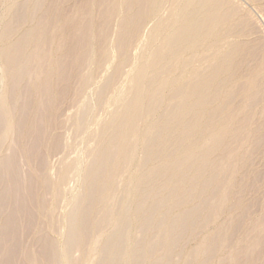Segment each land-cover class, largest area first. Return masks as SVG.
Wrapping results in <instances>:
<instances>
[{
    "label": "bare ground",
    "instance_id": "bare-ground-1",
    "mask_svg": "<svg viewBox=\"0 0 264 264\" xmlns=\"http://www.w3.org/2000/svg\"><path fill=\"white\" fill-rule=\"evenodd\" d=\"M8 1L0 15V208L7 193L37 186L49 222L34 230L39 246L25 259L60 264L49 235L80 177L65 214L66 264H171L188 233L218 215L245 144L261 135L264 38L244 6L261 0ZM35 155L34 185L27 172ZM17 199L14 208L26 211ZM205 249L189 252L196 264H206Z\"/></svg>",
    "mask_w": 264,
    "mask_h": 264
},
{
    "label": "rangeland",
    "instance_id": "rangeland-1",
    "mask_svg": "<svg viewBox=\"0 0 264 264\" xmlns=\"http://www.w3.org/2000/svg\"><path fill=\"white\" fill-rule=\"evenodd\" d=\"M8 4V0H0V15ZM244 6L250 11L264 38V0L255 4L244 3ZM149 24L151 27V23ZM149 24L146 26L147 29L145 27L143 30L146 34L142 32L144 39L148 33L146 31L149 29ZM111 31L115 35L117 31L116 22L113 23ZM143 38L142 40H144ZM110 73L111 65L106 68L104 77H109ZM1 78L0 95L7 91V76L0 63V82ZM122 85L117 89L118 94L121 92ZM96 87L93 85L88 90V92L91 91L87 96L91 108L89 119L93 117V112L97 106ZM262 105H264V100H261L257 107L260 108ZM262 122L261 135L254 134L253 140L245 144V152L235 169L232 182L226 188V201L221 205L218 215L210 219L202 229L188 233L176 253L173 254L171 264H196V260L190 256L189 252L199 245L206 248V264H224L222 259L230 255H237V259L231 264H264V229H262L264 225V120ZM88 131L85 129L77 140L82 159L81 166L83 165ZM31 160L32 167L27 172V176L29 175L28 177L35 185L37 175L34 169L38 165V158L35 155ZM80 182L81 178L79 177L78 184L69 195L65 196L66 203L63 204L64 207L61 206L57 213L56 230L49 235L57 248L60 264H66L62 254L66 237V234H63L65 233V214L71 208L69 202L71 197L79 194ZM11 184H13L12 180L4 174L1 188L8 192ZM37 191V186H33L31 189L22 186L17 196H13L10 192L7 193L3 206L0 208V228L4 226L5 218L10 214H14L15 224L11 229H6L5 236H3L4 234L0 235V264H33L25 259V253L36 250L39 246L34 236V230L37 227H43L47 231L49 228V222L40 215L35 197ZM17 198L26 211H19L14 208V201ZM27 216L30 220L28 223ZM202 216L201 211L195 212L193 221H197ZM9 230H11L10 233ZM92 239L98 240L99 238L94 236ZM252 241L258 243L256 250L254 252L245 251L246 246ZM73 255L77 258L81 256V253L74 252Z\"/></svg>",
    "mask_w": 264,
    "mask_h": 264
}]
</instances>
